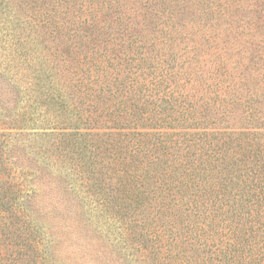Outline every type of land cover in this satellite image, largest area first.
<instances>
[{"label":"trees","instance_id":"16d2710c","mask_svg":"<svg viewBox=\"0 0 264 264\" xmlns=\"http://www.w3.org/2000/svg\"><path fill=\"white\" fill-rule=\"evenodd\" d=\"M134 1L0 0V264L54 260L44 178L134 264H264V44L235 39L264 0Z\"/></svg>","mask_w":264,"mask_h":264},{"label":"rangeland","instance_id":"374dc122","mask_svg":"<svg viewBox=\"0 0 264 264\" xmlns=\"http://www.w3.org/2000/svg\"><path fill=\"white\" fill-rule=\"evenodd\" d=\"M251 1V0H247ZM131 0H127V4H129ZM140 2H144V0H135L133 8L137 11H143V8L140 5ZM253 5H250L248 7L241 6L238 11H236L238 14H243L244 17H241V22L246 26V28L243 31H239L237 33L235 39L237 42V45L241 42H243L242 47H248L251 45L253 48L259 44L258 46L264 44V3L258 4L257 7L255 6L254 9ZM156 9V7H155ZM152 9L153 14L155 11H158L157 9ZM165 12L168 13L169 9L166 7L164 8ZM174 8H171V12L173 13ZM133 11V10H132ZM176 21L175 28L180 30V26H178L177 18L180 19L182 23L188 22L191 18V15H189V12H185L183 15L178 14L174 16ZM148 18V15H147ZM150 19V18H148ZM65 18H63V21ZM152 21H156L155 26L156 28V34H159V28L160 25V19L158 17H154ZM239 22V21H237ZM236 22V23H237ZM189 29V27H185ZM185 28H181L184 30ZM73 29H75L73 27ZM72 30V29H71ZM89 33L91 32L89 29H82L80 33ZM76 38H79V35H75ZM233 36V35H232ZM231 37V36H230ZM232 38L231 40H233ZM78 40V39H77ZM99 44L96 43H89V48H98ZM41 48V46H39ZM59 50L64 52L61 49L60 46L57 47ZM259 47L255 48V50L251 53L253 56L256 55L257 50ZM243 53L240 54L242 57ZM81 58V57H80ZM75 68V67H73ZM82 69L83 71L86 70L85 66L79 62L78 70ZM80 73V71H79ZM1 93L4 94V97L7 98L9 95L5 93V91L0 90ZM160 133L164 134H170L172 136H169L172 140L178 139L177 135L179 131H189L192 130H184V129H177V130H169V129H159ZM45 184L46 186L43 188V191L46 192L49 196H51V199L49 198H43V196H38L37 204L42 207H45V204L47 201L51 200L52 204H58L59 210L58 214H49L47 217H41V222L45 227L47 226L50 232H55L57 234L56 238L59 240L58 246L56 247L55 253H52L51 258L54 260L51 262V264H122L124 259L126 260V264H134L133 262L128 261V256L125 253L130 251L131 249L126 250V248H122L120 246L117 240V234L113 232L112 227H110L106 221H101V217L95 218L97 216L94 215V211L91 212V216H89V205L83 204V210H81L79 207L76 206V208H70L69 205L64 204L61 205L60 203H66L64 199H62V196L57 193V189L59 188L57 184H54V182H51L50 180L44 178L41 180V183ZM62 188V187H61ZM79 202V200H76ZM76 204L75 202H73ZM48 206V205H47ZM46 206V207H47ZM51 207V205H50ZM76 209V210H75ZM60 210H63V212H60ZM81 211H83V216L81 214ZM177 216V215H174ZM94 217V218H93ZM171 220H162L164 224H168V222ZM174 222V235H180L182 238H184L186 232H187V226L188 222L187 220H182L181 218H175L172 220ZM94 223V225H92ZM85 226L87 227V230L85 229ZM46 231V230H44ZM47 232V231H46ZM166 235V234H165ZM183 248V246H182ZM181 248L180 255L183 253V249ZM52 251V250H51ZM50 251V252H51ZM132 251V250H131ZM189 254V253H187ZM124 255V256H123ZM121 256V259H118V257ZM188 257L185 254L186 258ZM124 258V259H123ZM148 264L152 263V258L147 259ZM173 260V259H172ZM125 264V263H123ZM141 264V263H139ZM144 264V263H142Z\"/></svg>","mask_w":264,"mask_h":264}]
</instances>
